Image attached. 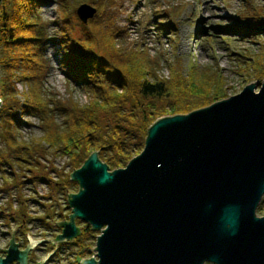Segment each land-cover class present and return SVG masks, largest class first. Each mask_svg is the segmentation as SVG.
<instances>
[{"label": "water", "instance_id": "1", "mask_svg": "<svg viewBox=\"0 0 264 264\" xmlns=\"http://www.w3.org/2000/svg\"><path fill=\"white\" fill-rule=\"evenodd\" d=\"M94 13L76 9L83 23ZM255 82L157 118L123 167L91 152L70 174L79 189L65 192L71 214L56 240L77 236L79 218L100 230L80 264H264V77ZM25 254L11 241L0 264Z\"/></svg>", "mask_w": 264, "mask_h": 264}, {"label": "trees", "instance_id": "2", "mask_svg": "<svg viewBox=\"0 0 264 264\" xmlns=\"http://www.w3.org/2000/svg\"><path fill=\"white\" fill-rule=\"evenodd\" d=\"M250 1L246 0L236 17L237 24L229 28L240 36L264 35V4L254 7ZM41 2L45 0L0 2V210L21 215L28 212L27 203H39L24 192L26 180L20 175L24 171L31 180L45 182L48 195L52 188L63 194L74 191L77 182L70 174L91 152L98 150L109 170L123 167L143 148L154 120L188 113L226 96L217 69H199L191 60L184 68L178 57L164 61L148 56L138 45H119V28L112 14L109 30L92 18L83 25L80 37L60 28L58 38H42L39 31L45 25L37 9ZM62 10L66 12L65 7ZM48 39L59 45L58 67L67 83L85 91V102L72 93L59 97L45 87L49 64L43 45ZM263 48L264 44L255 52L257 58L251 59L253 67L259 68L253 72L257 79L264 77ZM163 63L169 70L167 77L160 74ZM16 82L23 83L25 90L18 92ZM32 118L38 120L41 134L26 140L20 130L33 125ZM48 154L67 158L70 171L56 168ZM44 160L50 164L43 165ZM52 172L58 178H52ZM41 220L44 226L50 225ZM81 230L78 241L82 245L74 252L73 264L89 253L88 246L97 234L90 224Z\"/></svg>", "mask_w": 264, "mask_h": 264}, {"label": "rangeland", "instance_id": "3", "mask_svg": "<svg viewBox=\"0 0 264 264\" xmlns=\"http://www.w3.org/2000/svg\"><path fill=\"white\" fill-rule=\"evenodd\" d=\"M63 1L45 0V2L39 3L37 7L40 13L39 18L45 25L44 31H39L42 38H58L60 28L72 37H80L83 33V25L92 21V18L109 30L111 29L110 14H112L115 27L119 28L117 31L119 34L117 43L119 45L128 47L138 45L137 48H143L148 56H155L164 61L178 57L181 59L184 68L187 62L191 60L199 69L205 67L217 69L218 74L223 77L225 97L240 92L250 82L256 81L257 88L255 91L259 90L263 78L257 79L253 76L256 68L253 67L251 59L257 58L255 52H259L260 46L264 44V35L240 36L238 32L231 31L229 28L237 24L236 17L240 11L244 10L243 5H245L246 0ZM250 3L254 7H261L264 0H251ZM81 4H88L95 9L94 15L86 23H83L76 14V9ZM63 7H65L66 12L62 10ZM64 15H67L66 20ZM211 34H213V39L209 41L207 37ZM221 38H225V41ZM131 42L133 43L130 44ZM43 46L45 48L44 55L49 64L48 72L44 78V85L47 90L56 93L59 97H66L67 94L72 93L77 100L85 102L87 100L85 91L78 86L67 83L65 76L58 67L59 45L48 39L44 41ZM258 70L259 68L256 69V71ZM168 71L166 64L163 63L160 74L167 77ZM15 86L18 92L25 90V86L21 82H16ZM30 120L33 125L24 126L20 130L26 140L32 135L39 136L41 134L38 120L34 118ZM2 147L3 141L0 136V149ZM47 159L51 162L44 160L42 161L43 165L47 166L51 163L56 168H64V172L70 171L67 158L52 157L48 154ZM20 175L22 179L26 180L25 194L33 196L35 201L39 202L30 201L26 204V208L31 214L35 215L34 212H37L40 215V212L44 211L41 204L46 207L56 203L58 210L60 209L66 216L69 215L70 212L65 208L66 193H58V189L52 188L51 194L48 195L49 186L45 182L40 181V179L36 180V178L32 179L34 181L31 183V177L28 176L29 172L24 171ZM50 176L58 178L56 172H52ZM41 177H44V174H41ZM1 203H3L2 200H0ZM16 205L14 204L13 208ZM259 206L263 211L261 212L258 207L256 213L263 215L264 203ZM33 231L34 233L38 232V228L35 229L34 227ZM95 231L97 234L95 238L91 239L90 248H95L96 237L100 233V230ZM89 257H95V249L89 250L84 258Z\"/></svg>", "mask_w": 264, "mask_h": 264}, {"label": "flooded vegetation", "instance_id": "4", "mask_svg": "<svg viewBox=\"0 0 264 264\" xmlns=\"http://www.w3.org/2000/svg\"><path fill=\"white\" fill-rule=\"evenodd\" d=\"M76 186L77 189L74 192L79 189L78 183H76ZM262 198L263 196L257 206L259 210L262 209L259 205L264 203V198L263 200ZM41 207L44 208V211L40 212V215L34 212L36 216L29 211L21 215L14 211L10 213L0 210V258L3 259L7 256L11 241L16 244L19 252L26 253L25 262L21 263V261L15 259L7 264H73L74 252L82 245L78 241L82 226L88 225V223L75 218V225L79 228V234L73 238L58 241L56 240L57 235H60L63 231L60 222H68L71 214L68 199L66 198L65 208L70 213L67 216L56 208L58 207L56 203L54 205L49 204L46 207L41 204ZM41 219L48 220L50 225L44 226V221ZM34 227L35 229L38 228V232L34 233ZM204 264L213 263L205 262Z\"/></svg>", "mask_w": 264, "mask_h": 264}]
</instances>
